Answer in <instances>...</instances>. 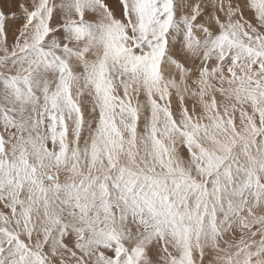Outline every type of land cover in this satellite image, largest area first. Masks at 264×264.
<instances>
[{"label":"snow or ice","instance_id":"1","mask_svg":"<svg viewBox=\"0 0 264 264\" xmlns=\"http://www.w3.org/2000/svg\"><path fill=\"white\" fill-rule=\"evenodd\" d=\"M0 264H264V0H0Z\"/></svg>","mask_w":264,"mask_h":264}]
</instances>
